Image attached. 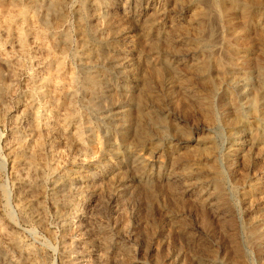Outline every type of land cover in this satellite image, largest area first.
I'll use <instances>...</instances> for the list:
<instances>
[{"label":"rangeland","instance_id":"rangeland-1","mask_svg":"<svg viewBox=\"0 0 264 264\" xmlns=\"http://www.w3.org/2000/svg\"><path fill=\"white\" fill-rule=\"evenodd\" d=\"M54 17L58 30L72 38L68 65L79 77L101 73L106 88L95 108L85 106L81 90L75 101L94 127L88 145H70L61 130L44 134V153L48 158L53 150L65 170L85 162L103 177L104 192L94 197L88 192L93 182L74 183L68 198L80 201L70 215L74 226L66 230L63 197L53 196L60 173L46 170L34 197L26 196L40 220L21 214L6 140L18 130L30 129L25 138L32 141L36 134L32 118L16 107V101L27 107V76L13 78L2 63L0 95L11 83L15 94L6 105L18 118L0 115L5 230L43 256V264H264V99H255L256 92L264 95V0H66ZM79 22L87 27L88 46L119 55L117 65L104 59L86 65L71 55L82 50ZM241 25L252 32L250 49L241 45ZM24 62L29 73L36 71ZM194 86L208 94L207 106L190 93ZM35 106L42 126L51 112L42 101ZM236 135L245 146L233 154V146L241 148ZM98 137L99 150L93 146ZM10 245L5 249L20 260L21 251Z\"/></svg>","mask_w":264,"mask_h":264},{"label":"bare ground","instance_id":"bare-ground-1","mask_svg":"<svg viewBox=\"0 0 264 264\" xmlns=\"http://www.w3.org/2000/svg\"><path fill=\"white\" fill-rule=\"evenodd\" d=\"M65 2L66 0H0V64L3 63L9 68L10 75L13 78L21 74H26L28 87L27 96L29 101L25 108H23V106L21 107V104L16 101V107L21 108L22 115L20 116L32 118V132L36 134V136H34L36 139L32 141L31 139L28 140L25 138L26 134L31 131L30 129L18 130L10 136L9 140H6L8 141L6 146H10L13 155V181H15L14 183L19 194L18 197L21 200V205H19L21 214L25 217L36 219L37 221L40 220V213L37 214V208H35L36 204L33 203L34 201H29L26 196L29 195L34 197L39 189L40 179H43L46 170L54 174L60 173V177L53 183V196H57L58 198L60 196L63 197L62 207L64 208V212L60 210V214L64 220L66 219L63 223L64 228L69 230L73 225L70 215L78 211V203L80 201H72L68 198L70 197L73 184L76 182H93L91 190L88 192L94 197H99V195L104 192L103 184L101 185L102 181H100L103 177H100V173L94 172L92 168H86L85 162L78 163L75 161L67 170L61 168L53 150L49 152L47 158L44 153L46 145L44 134L51 135L54 132L62 130L65 132V135H67L66 138L70 145H77L84 149L89 143V137L94 127L89 124L91 122H89V120L77 109L75 101L78 99L79 91L81 90V99L85 106L95 108L97 106L98 97L102 93V89L104 90L106 88V77L102 76V74L97 71H87L79 77L75 69L68 65L67 58L69 57V50L67 49V42L72 38L65 33L67 31L63 32L58 30L57 26L52 22L56 19L54 16H60L62 13ZM86 6L84 5L85 8ZM80 22L78 29L82 36H84L87 27L85 28V24L83 25ZM238 31L241 32V45L245 49H250L252 46V32L250 28H248L247 25H241L238 27ZM80 45L82 48L81 52L78 53L77 51H73L71 55L77 57L80 62L86 65H91L100 59H104V61L108 62L111 66L118 61L119 55L117 56L111 50L105 51L100 48V46L89 47L85 40V36L82 37ZM7 48L15 49V56L7 55ZM126 57L128 58V56L124 58ZM24 61H29L30 63L32 62L33 65H36V71L29 73ZM218 63L221 64V60ZM170 84H172L171 89L175 87L173 80L172 82L170 81ZM12 87L11 83H6L4 89V94H6V96L3 94L0 95V115H9L13 121L17 122V116H12V110L6 105V97L10 98L11 94H13ZM190 93H192L201 105H208L209 96L203 89L194 86L191 88ZM172 94L174 98L177 97L174 91H172ZM263 96L262 93L256 92L255 99L263 100ZM179 99L182 98L178 96L177 100ZM37 101L45 103L48 110L51 112V115L42 126L41 114L37 111L35 106ZM123 112L126 114V117L131 114L128 109ZM136 113L141 114L142 111H137ZM56 123L60 126L59 128L56 126ZM236 137L242 140L239 144L241 148L233 146L231 149V153L233 154L237 153L240 149L244 150L243 148L245 146L242 144L244 141L243 137L241 135H236ZM259 140V149L264 151V141H261V138ZM96 142L97 143L93 146L97 150L101 149L103 146L102 139L98 137V141ZM50 147L53 148L52 143ZM206 161H208V159ZM202 162L203 160L197 164L200 165ZM91 164H88V166H91ZM105 166L109 167L110 163H107ZM1 192L3 198L6 200L8 198L7 190L3 188ZM246 196L250 197L251 195L247 192ZM36 202H38V200L35 201V203ZM4 205L5 216L14 224L16 220L12 210L9 209L7 203ZM68 209L70 211H68ZM41 212L43 211L41 210ZM5 224L6 223H2L0 218L1 262L5 264H43L46 262L45 259H41L44 258L43 256L39 258V254L36 253L34 248H28V245L27 247L23 246L15 232H7L5 230ZM13 229L16 230L14 227ZM104 240L105 243L109 242L106 239ZM4 243H10L18 248L22 253V258L20 260L14 259V256L12 257L5 249ZM176 264L182 263L178 259ZM188 264L193 263L188 261Z\"/></svg>","mask_w":264,"mask_h":264}]
</instances>
